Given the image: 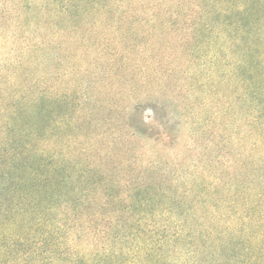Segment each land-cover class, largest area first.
<instances>
[{
  "label": "rangeland",
  "instance_id": "rangeland-1",
  "mask_svg": "<svg viewBox=\"0 0 264 264\" xmlns=\"http://www.w3.org/2000/svg\"><path fill=\"white\" fill-rule=\"evenodd\" d=\"M200 15L188 0H0V90L33 86L47 103L35 144L81 176L60 200L76 218L131 232L165 217L175 232L182 216H213L196 229L215 233L229 200L259 188L264 146L246 113L256 101L230 82L239 56L230 65L220 26ZM80 226L60 248L89 255L98 249Z\"/></svg>",
  "mask_w": 264,
  "mask_h": 264
},
{
  "label": "trees",
  "instance_id": "trees-1",
  "mask_svg": "<svg viewBox=\"0 0 264 264\" xmlns=\"http://www.w3.org/2000/svg\"><path fill=\"white\" fill-rule=\"evenodd\" d=\"M188 1L200 9L199 23L206 19L220 26L230 65L238 54L240 70L235 74L230 68V82L240 81L251 103L256 101L254 110L246 113L254 120L252 134L264 146V0ZM12 85L11 91L0 90V264H176L172 259L179 256L180 264H264V154L259 188L250 194L244 185L241 202L229 200L225 230L198 232L199 225H213V216L198 221L182 216L180 231L164 230L166 219L161 217L162 225L147 219L146 229L134 222L131 232L119 226L116 232L114 218H76L72 206L61 204L67 197L63 188L81 176L36 146L39 135L32 118L47 103L41 104L33 86ZM76 191L79 197L88 196L87 190ZM76 221L81 222L79 235L89 237L98 250L86 255L69 246L60 248L62 234L73 233ZM183 225L189 229L183 230Z\"/></svg>",
  "mask_w": 264,
  "mask_h": 264
}]
</instances>
